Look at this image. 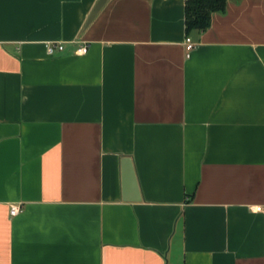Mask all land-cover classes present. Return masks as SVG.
Returning <instances> with one entry per match:
<instances>
[{
  "label": "crops",
  "instance_id": "obj_1",
  "mask_svg": "<svg viewBox=\"0 0 264 264\" xmlns=\"http://www.w3.org/2000/svg\"><path fill=\"white\" fill-rule=\"evenodd\" d=\"M97 2L0 0V264H264V0Z\"/></svg>",
  "mask_w": 264,
  "mask_h": 264
},
{
  "label": "trees",
  "instance_id": "obj_2",
  "mask_svg": "<svg viewBox=\"0 0 264 264\" xmlns=\"http://www.w3.org/2000/svg\"><path fill=\"white\" fill-rule=\"evenodd\" d=\"M229 0H186L185 32L190 37L194 32H201L211 26L214 13H224Z\"/></svg>",
  "mask_w": 264,
  "mask_h": 264
},
{
  "label": "water",
  "instance_id": "obj_3",
  "mask_svg": "<svg viewBox=\"0 0 264 264\" xmlns=\"http://www.w3.org/2000/svg\"><path fill=\"white\" fill-rule=\"evenodd\" d=\"M108 0H98L94 9L92 10L89 22H91L98 12L103 8ZM124 199L127 201H139L142 199L140 188L138 186L136 173L134 170L132 159L124 158Z\"/></svg>",
  "mask_w": 264,
  "mask_h": 264
},
{
  "label": "built area",
  "instance_id": "obj_4",
  "mask_svg": "<svg viewBox=\"0 0 264 264\" xmlns=\"http://www.w3.org/2000/svg\"><path fill=\"white\" fill-rule=\"evenodd\" d=\"M185 47H186L187 55H189L190 52L192 51V49L194 48V42H193L191 37H188V36L186 37ZM63 49H64V46L61 43L49 42L47 44V51H48V54H50V55H54L56 53V50H63ZM87 50H88L87 46L83 45V46L77 48L76 53L77 54H85L87 52ZM257 209L260 210L261 208L258 207ZM21 211H22V206L20 204H13L10 207V215L11 216H16Z\"/></svg>",
  "mask_w": 264,
  "mask_h": 264
}]
</instances>
